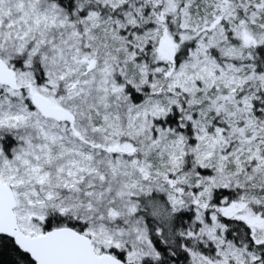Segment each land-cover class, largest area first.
<instances>
[{
	"label": "snow or ice",
	"instance_id": "1",
	"mask_svg": "<svg viewBox=\"0 0 264 264\" xmlns=\"http://www.w3.org/2000/svg\"><path fill=\"white\" fill-rule=\"evenodd\" d=\"M0 264H264V0H0Z\"/></svg>",
	"mask_w": 264,
	"mask_h": 264
}]
</instances>
